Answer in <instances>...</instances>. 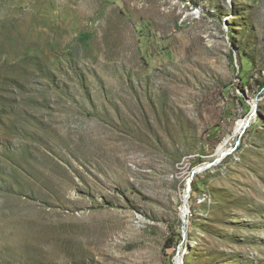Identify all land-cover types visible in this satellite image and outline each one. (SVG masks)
Returning a JSON list of instances; mask_svg holds the SVG:
<instances>
[{
    "label": "rangeland",
    "instance_id": "rangeland-1",
    "mask_svg": "<svg viewBox=\"0 0 264 264\" xmlns=\"http://www.w3.org/2000/svg\"><path fill=\"white\" fill-rule=\"evenodd\" d=\"M176 259L264 264V0H0V264Z\"/></svg>",
    "mask_w": 264,
    "mask_h": 264
},
{
    "label": "water",
    "instance_id": "water-1",
    "mask_svg": "<svg viewBox=\"0 0 264 264\" xmlns=\"http://www.w3.org/2000/svg\"><path fill=\"white\" fill-rule=\"evenodd\" d=\"M252 115H253V114H251V115L249 116V118H248V122H247V126L244 128L243 132L245 131V129H246V128L248 127V125L250 124L251 119H252ZM243 132H242V133H243ZM226 154H228V153L226 152V153L222 154L220 158L216 159L215 161H213V162H211V163H208V164H206V165H202V166L196 168V169L192 172V178L195 176V174H196L197 172H201V171H203V170H206V169L209 168L210 166L214 165L216 162H218V161H219L223 156H225ZM188 186L190 187V183L188 184ZM185 199H186V200L188 199V193H187V195L185 196ZM183 223H184V225H185V223H186L185 220H183Z\"/></svg>",
    "mask_w": 264,
    "mask_h": 264
},
{
    "label": "bare ground",
    "instance_id": "bare-ground-1",
    "mask_svg": "<svg viewBox=\"0 0 264 264\" xmlns=\"http://www.w3.org/2000/svg\"><path fill=\"white\" fill-rule=\"evenodd\" d=\"M247 118H248V117H247ZM247 122H248V119L244 120V121L240 124V127L237 125V126L239 127V130H240L241 132H243L244 128L247 126ZM250 125H251V124H250ZM238 133H239V132H238ZM228 149H229V148H228ZM226 152H227V151H225V150H223V149L221 148V150L218 152V156L221 157V155L224 154V153H226ZM188 201H189L188 199H187V200L185 199V201H184V202H185V204H184V205H185V208H187V203H188ZM183 211H184V210H183ZM184 214H185V213H184ZM188 222H189V221H188ZM180 261H181L180 259H176V264H179Z\"/></svg>",
    "mask_w": 264,
    "mask_h": 264
},
{
    "label": "trees",
    "instance_id": "trees-1",
    "mask_svg": "<svg viewBox=\"0 0 264 264\" xmlns=\"http://www.w3.org/2000/svg\"><path fill=\"white\" fill-rule=\"evenodd\" d=\"M197 175H195L196 177ZM181 241V239H180ZM173 243H171V239H168L165 243V249H170L172 247Z\"/></svg>",
    "mask_w": 264,
    "mask_h": 264
}]
</instances>
